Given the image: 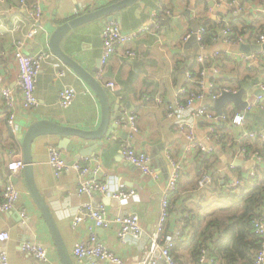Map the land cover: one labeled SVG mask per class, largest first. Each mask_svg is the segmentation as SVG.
<instances>
[{"label": "crops", "instance_id": "0c3cea01", "mask_svg": "<svg viewBox=\"0 0 264 264\" xmlns=\"http://www.w3.org/2000/svg\"><path fill=\"white\" fill-rule=\"evenodd\" d=\"M12 1L7 0V2L0 3V10L3 14L0 16V21L7 25H13L16 14L22 18L27 17L23 10L8 9L7 3ZM41 1L44 12L37 22L39 32L34 39L25 44L23 50L26 53H33L41 48L52 52L49 42L56 25L116 2L114 0H93L87 5L80 0ZM234 1L226 0V3L216 11L217 16L223 14L221 17L230 24L233 23L232 17L238 14L243 13L245 19L252 21L256 20L254 14L264 11L261 0H236L233 3ZM213 2L214 0H139L131 6L115 11L113 15L117 18L116 22L125 32L148 23L160 4L170 10L172 15L163 17L157 31L143 32L136 39L119 47L104 67L103 79H98L100 69L94 73L104 87L106 82L113 81L115 83L113 88L105 87L112 108V125L103 138L102 144H99L97 139L71 136L73 149L62 148L70 164L85 156L99 159L106 181L120 189L138 188L141 195L139 200L124 204L119 199L100 193H95L93 196L79 193L77 171L69 167L60 177H56L49 163L48 144L58 145L61 136L43 135L34 141L32 152L36 183L51 207L76 264H111L96 259L92 260L93 263L87 260L79 262L76 259L73 253L76 243L88 238L91 230H95L102 242L127 261L145 253L146 247L157 229L161 197L172 169L170 165L172 159L181 158L185 162L181 177L185 186L177 195H181L183 199L186 195L191 194L198 185L196 163L199 153L184 157L185 138L178 133L174 119L168 116V106L175 104L177 91L180 88L184 86L195 88L194 85H189L187 72L190 71L193 63L197 61V56L202 52L197 39L198 30L204 26V22L208 19L217 22V16L211 12ZM166 19H169V22H163ZM28 20L30 24H34V21L29 17ZM105 22L103 19H97L85 23L70 31L62 41L63 50L91 72L98 65L101 68L102 29ZM257 23L263 25L264 18L261 17ZM253 33L235 35L237 43L232 46L225 41L221 34L213 43L210 42L209 47L203 52H206L205 54L208 56L219 52L222 59V62L218 63L221 70L220 75H211V79L213 77L219 84L228 85L235 83L237 78L248 73L244 63L237 61L234 56L241 51L255 52L250 48L252 44H258L256 39L259 35L251 37ZM188 34H191V37L187 38ZM23 36L21 31L15 34L4 32L0 35V50L13 51L15 42L23 39ZM193 36H195L194 41H192ZM245 44L250 45L248 48L250 50L243 49ZM130 50H134L137 56L128 57L127 52ZM189 59L190 63L187 64ZM2 63L6 83L15 87L18 73L15 57L9 56ZM256 69L257 73L251 72L252 77L256 81L264 79V70ZM58 73L64 74L55 80L54 76ZM70 86L76 90L75 101L69 108H62L58 103L59 94ZM21 96L18 92V114L21 119L25 120L27 127L37 119H51L63 125L83 130H95L101 123L102 107L97 94L74 69L57 58L53 52L52 57L43 64L38 75L39 105L33 110H25L22 106ZM144 96H148L149 100L144 101ZM157 96L162 97L163 104L157 103ZM121 107L138 109L137 131L126 126L116 125L114 116ZM6 112L0 99V199L8 180H11L20 191V199L16 209L0 214V232L6 230L11 235L8 241H0V252L7 251L13 264H62L46 221L29 193L23 168L18 174L12 173L9 169V163L13 158L20 156L23 158V137H16L12 134L7 123ZM197 131L199 136H205L203 129L198 128ZM128 136H132V142L136 148L152 156L153 166L159 174L157 179L144 174L124 158L120 143ZM216 152L220 155L221 161L220 164L216 163L214 168H226L227 162L222 161V157L226 156L225 152L221 148H217ZM215 176L223 185L221 177ZM88 202L94 206L103 203L107 207L109 218L132 210L137 211L144 228L142 237L136 239L129 236L126 243H121L118 239V224L113 223L108 228L96 227L95 221L90 218L83 219L79 225L73 227L72 222L79 208ZM203 205L205 204L203 203ZM212 206V208L217 207L216 204ZM23 208L28 210L29 215L25 221L20 215ZM187 214L185 211L173 209L167 220L168 227L172 230L175 229ZM23 241L45 244L49 249V263H43L32 254L24 252L21 248ZM177 253L181 264H196L189 246L179 244Z\"/></svg>", "mask_w": 264, "mask_h": 264}, {"label": "built area", "instance_id": "2783aa9c", "mask_svg": "<svg viewBox=\"0 0 264 264\" xmlns=\"http://www.w3.org/2000/svg\"><path fill=\"white\" fill-rule=\"evenodd\" d=\"M5 1L7 2V0H0V3ZM80 1L88 5L93 0ZM235 2L236 0L233 3ZM224 3H226V0H214L211 12L217 16L216 11ZM7 4L8 9L23 10L27 15V17L22 18L19 14H16L13 25H7L0 21V35L4 32L15 34L20 31L24 35L23 39L15 42L13 51L0 50V99L7 111V123L12 134L16 137H23L27 125L25 120L21 119L18 114V92L22 95L23 109L33 110L39 105L37 97L38 75L43 64L52 57V52L44 48L33 53H26L23 50L25 44L34 39L39 32L37 22L44 12L42 1L13 0ZM171 15L172 12L160 4L153 12L152 19L148 23L126 32L122 30L116 21L105 22L102 29L103 48L98 79L104 78V67L119 47L136 39L143 32L157 31L163 17ZM0 16H3L1 10ZM28 17L34 21V24L29 23ZM217 22L222 24L219 32L225 41L231 46L236 44V39L231 36L230 23L221 16H217ZM204 31V27H201L197 32V39L202 51L196 59L197 64H199V76L194 77L191 71L187 72L189 85H194L195 88L184 86L177 91L175 104L168 106V116L174 119L178 133L185 138L184 157L187 158L193 153L211 154L217 148H221L228 157L226 168H218L214 171L205 170L202 173L198 180V188L208 187L215 174L221 177L226 191L237 193L245 188L249 181L253 183L255 178L264 179V126L262 128L254 126L253 121L247 117L250 113L255 115L264 113V79L246 88L242 96V99L246 102L243 109L238 108L233 102H228L224 106L223 112L219 113L215 108L217 99L225 93L237 94L241 87L221 85L215 78H210L211 75H220L221 73L219 62L208 64L209 61L217 59L220 53L208 56L205 54L206 52H203L209 47V43L203 40ZM189 37H191V34H188L187 38ZM256 41L262 47L260 50H255V52L241 51L234 56L237 61L244 63L248 69L259 66L264 59V33L260 34ZM127 55L130 58L137 56L134 50L128 51ZM9 56H14L18 65L15 87L8 85L5 80L2 61ZM62 74L64 73L56 74L54 76L55 80L59 79ZM114 86L113 81L105 84L106 88H113ZM75 96V88L73 86L67 87L60 92L58 103L62 108H69L74 103ZM143 100L148 101L149 97L144 96ZM156 101L158 104H163L161 96H157ZM137 118L138 109L126 107H121L114 116L116 125L129 127L133 131L138 130ZM198 128L205 131V136L198 135ZM120 148L122 155L129 163L139 168L144 174L155 179L158 178L159 174L152 164V157L147 152L136 148L132 142V136L122 139ZM48 152L49 163L56 177H60L69 167L77 171L78 192L81 194L86 193L93 196L95 193H100L107 197L119 199L124 204L141 198L138 188L120 189L113 187L109 181H106L103 177V167L99 159L85 156L70 164L65 157L64 150L54 143L48 144ZM236 161H241V164L236 165ZM184 163L181 158L171 160L172 169L162 193L157 229L153 233L143 255L134 256L130 261H127L102 242L95 230H91L88 238L76 243L73 251L76 259L79 262L87 260L92 263V260L96 259L111 264H180L172 253V249L178 239L185 238L183 222L181 221L172 230L168 227L167 220L170 215V195L176 190L183 175ZM23 166L24 160L21 156L13 158L9 163V169L16 174L20 173ZM19 199L20 191L11 180H8L0 199V214L16 209ZM20 215L25 221L29 216L28 210L23 208ZM86 218L95 221L96 227L108 228L113 223L118 224V239L121 243H126L129 236L139 239L144 232L140 214L135 210L109 218L107 207L103 203L94 206L88 202L79 208L72 222L73 227L79 225ZM254 226L255 234L263 241L260 247L254 251L255 256L252 264H264V209L260 210L254 219ZM10 238L9 231L0 232V241L5 242ZM21 248L24 252L32 254L43 263H49V249L45 244L23 241ZM203 248L198 264H214L213 258L208 255L207 247L204 246ZM0 264H13L5 250L0 252Z\"/></svg>", "mask_w": 264, "mask_h": 264}, {"label": "trees", "instance_id": "16d2710c", "mask_svg": "<svg viewBox=\"0 0 264 264\" xmlns=\"http://www.w3.org/2000/svg\"><path fill=\"white\" fill-rule=\"evenodd\" d=\"M261 3L264 7V0H261ZM253 16H256V20L248 21L243 13L232 17L231 36L235 38V35L255 32L256 34L251 35V37H255L264 33V24L258 25L257 23L261 17L264 18V11ZM203 25L205 29L204 42L210 44L220 37L221 23L208 19ZM216 61L222 62L221 55L217 59L209 61L208 64H213ZM256 68L264 70V59L259 66L253 69L247 68L248 73L233 81L245 88L257 83L258 81L252 77L251 73L252 71L257 73ZM190 71L194 77L199 76L197 61L193 63ZM198 156L196 174L199 178L205 170L214 171L216 168L214 165L220 164L221 161L220 155L216 151L206 155L198 154ZM183 186L185 183L181 178L169 200V213L173 209L188 213L181 220L185 238L178 239L172 249L176 260L179 263L181 261L177 253L179 244H185L191 248L196 264L200 260L204 246L207 247L208 255L213 258L214 264H252L255 256L254 251L260 247L263 241L255 234L254 219L259 211L264 209V179L255 178L253 183L249 181L245 188L233 193L226 191L214 174L208 187L199 189L197 185L191 194L182 199V196L177 194ZM214 204L217 205L216 208H212Z\"/></svg>", "mask_w": 264, "mask_h": 264}, {"label": "water", "instance_id": "95a60500", "mask_svg": "<svg viewBox=\"0 0 264 264\" xmlns=\"http://www.w3.org/2000/svg\"><path fill=\"white\" fill-rule=\"evenodd\" d=\"M139 0H120L111 5L105 6L100 9L92 10L87 13H83L74 17L64 23L55 26L53 32L50 36L49 46L53 54L63 61L66 65L74 69V71L91 87V89L99 97L101 107H102V119L99 127L95 130H83L76 127H71L68 125H63L61 123L55 122L51 119H37L30 123L27 127L23 139V160H24V176L26 179L27 188L30 195L32 196L34 202L39 208L41 214L46 221L48 229L54 239L57 246L59 255L61 257L62 264H76L74 261L67 245L61 229L54 217L50 205L46 201L45 196L40 191L34 176V165H33V143L34 141L43 135H57L61 136L58 141V145L61 148H66L69 150L73 149V143L71 141V136H79L86 139H97L99 144H102L103 138L106 136L110 126L112 125V108L110 104V99L107 89L104 85L96 78L94 73H97L100 69V65L97 66L92 72L87 70L79 61L73 58L71 55L66 53L62 48V41L64 37L72 31L85 23L94 21L97 19H103L104 21H117V18L113 15L115 11L121 10L125 7L131 6L132 4L138 2ZM163 22H169V19L163 20ZM196 30V29H195ZM195 40L193 36L192 41ZM189 46V45H187ZM250 45H244L243 49H248ZM262 47L260 44H252V50H260ZM248 49V50H250ZM190 63V59L187 64ZM245 87H241L237 94L225 93L219 97L215 103V108L219 113L223 112V106L228 102H233L238 108L243 109L246 102L242 99L245 92ZM253 125L262 128L264 126V113L261 115H255L253 113L247 116ZM83 153H86L82 151ZM152 157V156H151ZM152 164H154L152 158ZM241 161H236V165H240Z\"/></svg>", "mask_w": 264, "mask_h": 264}, {"label": "rangeland", "instance_id": "374dc122", "mask_svg": "<svg viewBox=\"0 0 264 264\" xmlns=\"http://www.w3.org/2000/svg\"><path fill=\"white\" fill-rule=\"evenodd\" d=\"M245 68H246V66H245ZM245 70H247V69H245ZM233 84H234V85H237V84H235V83L228 84V85H233ZM234 85H233V86H234ZM222 161H223L224 163L228 162V157H227V156H223V157H222ZM226 199H228V198L226 197Z\"/></svg>", "mask_w": 264, "mask_h": 264}]
</instances>
